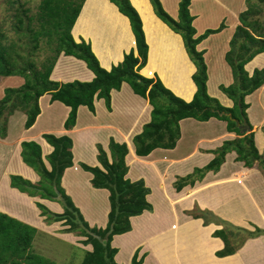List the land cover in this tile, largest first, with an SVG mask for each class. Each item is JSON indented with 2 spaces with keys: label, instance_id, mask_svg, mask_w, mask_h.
I'll return each instance as SVG.
<instances>
[{
  "label": "crops",
  "instance_id": "crops-1",
  "mask_svg": "<svg viewBox=\"0 0 264 264\" xmlns=\"http://www.w3.org/2000/svg\"><path fill=\"white\" fill-rule=\"evenodd\" d=\"M131 1L142 17L148 43V60L141 74L159 77L176 95L190 101L197 89L193 80L196 66L188 55L182 36L156 15L150 0ZM179 2L162 0L166 10L175 17ZM208 2L210 0H192L191 12L195 15L194 25L198 34L212 27ZM211 2L217 12L220 8L229 7L225 0ZM242 8L246 7L242 5ZM231 12L232 21L227 31H232V34L224 42H218L221 34H212L198 45V49L206 53L208 91L228 107L233 106V100L221 92L220 85H229L234 80L225 54L240 24V10ZM72 34L76 41L83 38L90 42L93 52L106 69L121 62L125 53L136 48L129 18L110 0H86ZM263 67L264 52L246 64L250 74L255 68ZM94 76L84 60L65 54L59 56L51 74V78L60 83L91 81ZM22 78L14 76L12 84L20 86L24 82ZM3 92L0 91V97ZM246 101L256 145L259 152L264 153V85L248 95ZM39 102L41 112L30 128L25 127L26 114L18 110L9 119L7 136L0 137V211L32 224L38 230L59 231L63 238L78 243L76 240L82 237L62 231L66 226L61 222H45L35 203L37 198L10 185L11 174L22 175L34 183L40 180L36 171L22 159V141L38 142L50 167L46 156L53 147L43 134L69 135L73 142L74 164L65 170L62 185L89 224L104 227L110 209L109 191L95 188L91 183L93 174L83 169L81 163L101 166L97 145L102 144L109 152V140L114 137L116 141L128 144L127 177L132 181L144 179L149 188L147 199L153 206V210L131 217V231L114 236L115 246L122 247L116 254L118 263L131 264L134 253L141 250L138 258L145 254L141 264H264V235L248 239L234 255L219 257L216 252L224 248V242L213 233L222 226L215 222L206 225L202 218L187 214L199 207L235 225L252 229V224H256L264 229V173L259 167H246L232 151L226 155L218 171H209L194 186L188 185L177 191L174 185L178 177L207 165L215 156L213 151L224 141L240 136L229 131L225 121L217 118L208 121L183 119L180 121L182 135L174 149L158 148L148 156H138L133 137L151 120L152 106L128 83L124 82L120 90L112 91L111 109L107 108L104 99L95 100V111L81 105L76 124L70 129L65 127L71 110L69 106L58 100L52 101L48 93L42 95ZM40 200L54 211L63 210L56 201ZM85 248L92 247L88 245Z\"/></svg>",
  "mask_w": 264,
  "mask_h": 264
},
{
  "label": "trees",
  "instance_id": "trees-1",
  "mask_svg": "<svg viewBox=\"0 0 264 264\" xmlns=\"http://www.w3.org/2000/svg\"><path fill=\"white\" fill-rule=\"evenodd\" d=\"M85 1L41 0L36 13H29L30 9L25 8L23 15L17 14L16 26L21 29L26 25L36 41L33 47L37 46L41 37L47 38L49 46L54 45L52 54L41 65H38L30 51L27 55L18 52L15 43H8L6 33L0 30V75H19L24 78L21 86L5 87L4 95L0 98L1 138L7 136L9 119L18 110L27 116L26 128L35 123L41 112L40 97L46 93L51 95L52 101L58 100L70 107L65 121L66 129H70L76 124L81 105L95 111V100L104 99L107 108L111 109L112 91L120 90L126 82L136 94L148 99L152 106L151 120L133 137L138 156H148L158 148L174 149L182 135L180 121L186 118L199 121L217 118L227 123L229 131L240 135L224 141L216 148L213 151L214 158L207 165L195 168L184 177H178L174 184L177 191L188 185L194 186L209 171H218L225 162L226 155L232 151L236 152V159L246 167H259L264 173V153H260L256 146L255 133L247 112L249 103L246 101L248 95L264 85V67L255 68L252 74L246 70V64L264 52V22L256 18L261 13L258 3L262 1L264 4V0H246L247 8L240 13V24L229 41L225 59L232 69L234 80L229 85L221 84L220 89L233 100L231 107L210 95L205 50L198 49L202 41L221 31L224 24L219 28H207L198 34L194 25L195 15L191 12L192 0H180L177 17L165 9L162 0H150L156 15L182 36L188 55L196 66L193 80L197 89L190 101L176 95L159 77L141 74L140 71L148 60V43L142 17L131 0L110 1L129 18L136 38V48L125 53L123 60L113 64L110 69L103 67L90 42L83 38L76 41L72 34V28ZM61 54L84 60L94 72V78L91 81L73 80L64 83L53 80L51 74ZM244 120L250 124L249 132L242 131L240 127ZM43 137L53 147L52 152L46 156L50 167L45 162L38 142L22 141V159L36 171L40 180L34 183L22 175L11 174L10 185L37 198L35 203L39 213L48 224L61 222L66 226L62 231L81 236L79 241L84 248L88 245L92 247L85 248L82 264H120L115 259L119 247L112 244L114 236L133 229L131 217L153 210L147 199L149 188L144 179L132 181L127 177L128 144L110 137V153L102 144L97 145V158L101 166L81 163L83 169L93 174L92 185L109 191L107 223L104 227H98L89 224L62 185L65 170L74 164L72 138L52 133H45ZM38 198L60 203L62 212L54 211ZM187 214L193 218H202L206 225L215 222L222 226L213 233L224 242V248L216 252L219 257L234 255L248 239L264 235V229L256 224H252L253 229L238 226L215 216L210 210L196 207ZM36 232L34 225L0 211V264H55L33 251ZM138 253H134L131 264L143 262L145 254L138 258Z\"/></svg>",
  "mask_w": 264,
  "mask_h": 264
},
{
  "label": "rangeland",
  "instance_id": "rangeland-1",
  "mask_svg": "<svg viewBox=\"0 0 264 264\" xmlns=\"http://www.w3.org/2000/svg\"><path fill=\"white\" fill-rule=\"evenodd\" d=\"M40 3L41 0H0V30L6 33L7 35L6 41L8 43H12V42L15 43L16 49L22 55H27L28 52L30 51L29 53L33 55L38 65H41L42 62L45 60V58L48 55L52 54L54 45L49 46L47 38L41 37L37 42V46L33 47L36 41L33 40L32 33L27 30L26 25H24L23 28L18 29V26H16V24L18 20L17 16L23 15L24 14L23 11L25 8L30 9L29 13H36ZM226 3L228 4L229 7L225 9L220 8L218 12L216 11V7L214 3L211 2V0L210 2L207 3V10L209 11L208 14L210 15L209 18L210 24L212 26L211 28H219L222 26V24H224V27L222 28L221 31L214 33V34H221V36H219L218 42H224L228 38L227 36L229 34H232V31L230 30L227 31L232 21L230 17L232 15L231 11L233 10L236 12L240 10L239 12L240 14L242 11H244L247 8L246 0H225V4ZM196 5H198V2ZM242 5H244L246 8L245 9L242 8ZM258 6L261 9V13L256 18L260 19L261 22L262 21L264 22L263 2L259 1ZM216 12H217V18H215L214 16ZM204 18H206V15H204ZM14 76H19V75H10V76L0 75L1 92L2 90H4L5 87H10V86L17 87L12 84L15 81ZM21 81H23V78ZM221 92L224 93L222 90ZM3 95L4 92L0 98H2ZM59 121H60V117H59ZM249 131L250 130H247L245 132H249ZM60 233L61 232L56 230L48 231L45 229L42 230L41 228L38 230L37 228L36 236L33 241V251L37 254L47 257L51 261H54L55 264H82V260L86 253V250L82 242L79 240H76L78 241V243H75V241H69L66 238L60 236L59 235ZM112 244L113 246H115L114 240L112 241ZM115 247H119V249L122 248L120 246H115ZM129 247L130 246H127V248ZM140 251L138 255H140L141 253Z\"/></svg>",
  "mask_w": 264,
  "mask_h": 264
},
{
  "label": "water",
  "instance_id": "water-1",
  "mask_svg": "<svg viewBox=\"0 0 264 264\" xmlns=\"http://www.w3.org/2000/svg\"><path fill=\"white\" fill-rule=\"evenodd\" d=\"M240 127H241L242 131L250 130V124L246 120H244L243 124L240 125Z\"/></svg>",
  "mask_w": 264,
  "mask_h": 264
},
{
  "label": "clouds",
  "instance_id": "clouds-1",
  "mask_svg": "<svg viewBox=\"0 0 264 264\" xmlns=\"http://www.w3.org/2000/svg\"><path fill=\"white\" fill-rule=\"evenodd\" d=\"M251 129V128H250Z\"/></svg>",
  "mask_w": 264,
  "mask_h": 264
}]
</instances>
